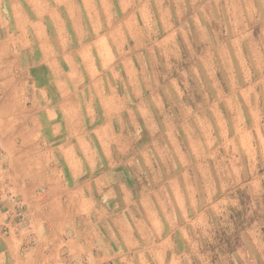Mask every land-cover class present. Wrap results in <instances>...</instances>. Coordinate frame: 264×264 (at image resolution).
<instances>
[{"label":"clouds","instance_id":"obj_1","mask_svg":"<svg viewBox=\"0 0 264 264\" xmlns=\"http://www.w3.org/2000/svg\"><path fill=\"white\" fill-rule=\"evenodd\" d=\"M0 264H264V0H0Z\"/></svg>","mask_w":264,"mask_h":264}]
</instances>
